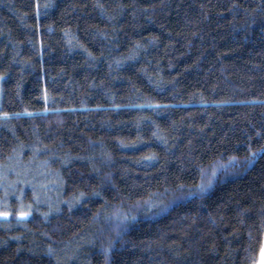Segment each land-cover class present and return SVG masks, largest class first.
Returning <instances> with one entry per match:
<instances>
[{"label":"trees","instance_id":"trees-1","mask_svg":"<svg viewBox=\"0 0 264 264\" xmlns=\"http://www.w3.org/2000/svg\"><path fill=\"white\" fill-rule=\"evenodd\" d=\"M0 77V264L257 262L264 0H0Z\"/></svg>","mask_w":264,"mask_h":264},{"label":"rangeland","instance_id":"rangeland-1","mask_svg":"<svg viewBox=\"0 0 264 264\" xmlns=\"http://www.w3.org/2000/svg\"><path fill=\"white\" fill-rule=\"evenodd\" d=\"M0 91H1V77H0ZM12 164H14V163H12ZM10 172L16 173L17 172L16 167L10 165L8 168L3 169L0 172V177L2 178L1 181H0V188H2L3 190L7 189L8 186L10 188H12V186H10V185L7 186V184H6V183L9 182V181L6 180V178L9 175ZM25 175L27 176L28 173H25ZM29 185L32 186L33 189L37 192V197L41 199L43 195L40 196V192H39L40 191V188H39L40 186L37 184V181L36 182L34 181V184L31 183ZM17 195H18V193H17ZM17 197L19 198L21 196L18 195ZM255 264H264V240H263V245H262L258 260H257V262Z\"/></svg>","mask_w":264,"mask_h":264},{"label":"snow or ice","instance_id":"snow-or-ice-1","mask_svg":"<svg viewBox=\"0 0 264 264\" xmlns=\"http://www.w3.org/2000/svg\"><path fill=\"white\" fill-rule=\"evenodd\" d=\"M198 187H199L200 191L203 192L205 190V188H206V185H201V186H198ZM188 195H195V193L189 192ZM0 215L7 216L8 213H0ZM21 215L23 216V215H27V214L26 213H22Z\"/></svg>","mask_w":264,"mask_h":264}]
</instances>
